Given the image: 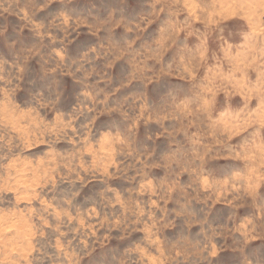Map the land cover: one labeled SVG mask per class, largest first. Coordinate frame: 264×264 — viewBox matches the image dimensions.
Instances as JSON below:
<instances>
[{"label": "rangeland", "instance_id": "374dc122", "mask_svg": "<svg viewBox=\"0 0 264 264\" xmlns=\"http://www.w3.org/2000/svg\"><path fill=\"white\" fill-rule=\"evenodd\" d=\"M0 264H264V0H0Z\"/></svg>", "mask_w": 264, "mask_h": 264}]
</instances>
